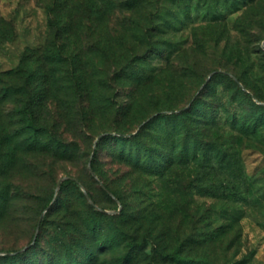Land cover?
I'll use <instances>...</instances> for the list:
<instances>
[{
  "label": "rangeland",
  "instance_id": "rangeland-1",
  "mask_svg": "<svg viewBox=\"0 0 264 264\" xmlns=\"http://www.w3.org/2000/svg\"><path fill=\"white\" fill-rule=\"evenodd\" d=\"M232 1L237 8L209 20L182 15L171 0H0V264L28 249L42 216L26 264L64 253L65 229L73 256L88 263L95 241L82 251L72 228L85 216V191L110 215L123 211L103 224L101 237L116 239L93 252L92 264H179L163 260L172 250L190 261L264 264V128L244 133L230 122L260 117L264 0ZM189 106L209 145L163 175L121 162L118 143L105 137L151 124L147 138L156 140L168 129L158 114ZM25 109L50 134L35 149L24 146L29 135L18 137ZM98 142L97 171L122 202H112L89 170ZM70 176L79 184L53 200ZM135 242L144 247L135 251Z\"/></svg>",
  "mask_w": 264,
  "mask_h": 264
},
{
  "label": "trees",
  "instance_id": "trees-1",
  "mask_svg": "<svg viewBox=\"0 0 264 264\" xmlns=\"http://www.w3.org/2000/svg\"><path fill=\"white\" fill-rule=\"evenodd\" d=\"M173 4L182 6L183 9L181 11L182 15H188L189 12H195L200 13L203 18L209 19V20H215L216 18H221L223 16L221 12H230L234 10V8H237V6L234 5L232 0H171ZM220 1H223V3L220 5L218 4ZM219 6H221L219 9ZM235 6V7H234ZM221 10V11H219ZM237 77V76H236ZM235 79V78H234ZM236 82L240 85L242 82L239 77L235 79ZM5 92L7 94L12 93L11 89H6ZM240 95H243L244 97L250 98L248 93H239ZM257 100L258 98L255 97ZM254 106L260 111L259 115L260 117H256V115H234L231 119V127L232 129H238L244 133L249 132L250 130L252 132L257 131L259 129L264 128V102H262L260 99L257 100V103L254 102ZM192 107L189 106L185 109H181L179 111H170L169 113H163L160 112L158 116L156 117L155 121H160L161 123H165L168 125V129H165L164 131L161 130V134L157 139H160L158 141L154 138H147L149 131L148 126H141L136 133H126L125 131L118 130L113 133H106L105 137H110L112 139H115L118 143V147L120 148V152H118V158L121 162L126 163L133 168L137 169H144L148 171L150 174H153L154 172H158L157 174L163 175L169 168V166L175 164V163H186L190 159L196 160L198 152L203 149V146L206 144L209 145V143H204L201 140V136H203V129L202 127L195 126L196 118L193 116L192 113ZM25 114V120L23 121V126L18 129V137H24L28 136V140H30V143H24V146L27 148H37L39 147V139L42 136H49L50 134L47 131V129L39 127L36 122L35 118L32 116V114L28 113V111L25 109L23 111ZM209 121H207L210 125L208 129H212V126L214 123H216L215 118H209ZM154 120L150 123L155 122ZM205 122V123H207ZM11 139V137H10ZM99 142L95 146V155L94 158H91L89 161V170H93L94 174L93 177L97 180V182L101 185L102 189L104 190L105 194L108 196V198L112 202H122V197L119 195V193L111 188L109 184H107L104 176L100 175L96 168V154L99 149ZM216 144V143H215ZM42 146L47 147L49 146L48 143H43ZM214 152L216 154L220 153L222 154L223 150H219L218 144L214 147ZM180 153H179V152ZM204 151V150H203ZM169 152V153H167ZM179 153L181 157L177 155ZM192 153L194 156H192ZM226 153V151H224ZM117 156V155H116ZM192 156V157H191ZM92 173V172H91ZM71 177V176H70ZM74 178V177H73ZM75 180H66L63 182L61 190L64 189L69 183H76L79 184L78 180L74 178ZM103 185L106 187L104 189ZM95 204L98 207H95L89 203V201L86 198V195L84 193V197L87 200V210L85 208V216L80 219V225L79 226V220H76L72 224V228L74 231L78 230V232L81 234L82 237V251H85L88 244L91 243L93 240L95 241V245L93 250L88 254V260H90L88 263L85 260H80L79 258L76 259V256L74 257V248L75 245H72L70 239L72 231L70 230H63L62 235H66L67 237L63 240L62 238V249L66 252L61 254H53L49 258L50 264H70L69 262L72 261V264H92L90 262L96 261V255L93 252H96V250L105 249L109 247V244L116 239L115 233L110 235L102 236V232L104 231V223L108 219L114 220L116 218L121 217L123 215V211L116 215H110L109 213H105L103 210H107L104 207L99 206L97 201L95 200L93 194L90 191H87ZM111 192L112 195L109 193ZM59 194L57 196L54 195L53 200H58ZM51 205H48L46 207V210ZM67 206H64L61 202L58 204L56 209L59 211L64 210V208ZM50 208L49 210H51ZM45 216H42L39 220L37 229H39V233L36 236V233L34 235V238L32 240V245L26 250V251H17V252H8V255L5 257L7 261L10 264H26L25 259L23 257H27L25 255L26 253H30L40 242L41 239V231L43 229V226L45 225ZM71 226V225H70ZM67 227V225H65ZM76 229V230H75ZM74 234V233H73ZM119 234L122 236L124 235V231L119 229ZM36 237V239H35ZM67 241V243H66ZM144 247V243L135 242L132 245V248L135 251H139L140 248ZM159 253L156 254V256ZM163 260L167 263H179V264H211L210 262L206 260H188L181 256H179L178 252L175 250H172L171 252L162 255ZM131 257H127V261H130ZM153 263L157 262V258L153 257ZM94 261V262H95ZM43 264L45 263V257L43 260ZM155 264V263H154Z\"/></svg>",
  "mask_w": 264,
  "mask_h": 264
},
{
  "label": "water",
  "instance_id": "water-1",
  "mask_svg": "<svg viewBox=\"0 0 264 264\" xmlns=\"http://www.w3.org/2000/svg\"><path fill=\"white\" fill-rule=\"evenodd\" d=\"M91 172H92V174H94V172H93V170H91ZM95 175V174H94ZM66 180H75L73 177H63L60 181H59V183H58V185H57V189H56V194H55V196H57L58 194H59V192H60V190H61V187H62V184H63V182L64 181H66ZM103 187H104V189H106V187L103 185ZM111 195H112V193L111 192H109ZM85 195H86V198H87V200L89 201V203L91 204V205H93V206H95V207H98L96 204H95V202L93 201V199L91 198V196H90V194L87 192V191H85ZM51 208V206L48 208V210ZM105 213H110V214H114L115 212H110V211H107V210H103ZM117 212H120V210L119 211H117ZM38 235V231H37V234H36V236ZM35 239H36V237H35ZM33 244V243H32ZM31 244V245H32ZM31 245H29L27 248H29Z\"/></svg>",
  "mask_w": 264,
  "mask_h": 264
}]
</instances>
